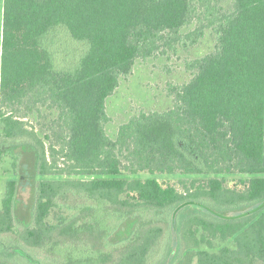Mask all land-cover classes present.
<instances>
[{"label":"trees","instance_id":"1","mask_svg":"<svg viewBox=\"0 0 264 264\" xmlns=\"http://www.w3.org/2000/svg\"><path fill=\"white\" fill-rule=\"evenodd\" d=\"M209 30L175 105L110 138L107 99L136 61ZM0 145L18 175L15 147L36 155L30 223L17 179L0 208V250L19 264H264V0H4ZM142 172L196 177L179 189ZM235 173L241 187L220 177Z\"/></svg>","mask_w":264,"mask_h":264},{"label":"rangeland","instance_id":"2","mask_svg":"<svg viewBox=\"0 0 264 264\" xmlns=\"http://www.w3.org/2000/svg\"><path fill=\"white\" fill-rule=\"evenodd\" d=\"M3 17H4V0H0V84L2 70V38H3ZM191 25L185 30L194 28ZM65 48V52H69L74 45L68 38L62 39L60 45ZM216 46V38L209 30L204 38L189 50L178 48L176 52L161 54L158 57L149 58L146 60L138 59L135 63L133 72L127 77H122L117 90L107 99V112L109 121L105 125L108 136L116 139L121 125L128 122L129 119L141 112L165 111L175 105L174 96L170 95L169 87L171 85L179 86L188 82L193 73L187 69V63L193 59L202 57L214 50ZM36 130L42 135L45 133V126L40 124V118L33 115L28 119ZM43 121V120H42ZM6 147L0 145V208L2 205V197L6 190L8 180L17 179L20 181L18 198L19 211L18 221L22 225L30 223L31 198L32 191L30 185L25 183L21 176L24 175L30 178H39L35 174L34 167L36 166V155L30 148L24 146L15 147V150L22 154V159L19 164L20 175L15 173L12 167L13 158L7 154ZM28 171V173L26 172ZM137 177L142 179L156 178L163 185H174L182 189V181L194 178L196 176L184 174H160L152 175L149 172H142ZM226 184L230 187H241V180L248 176L243 174H225ZM202 178V177H201ZM27 180V179H26ZM64 203H73V199L67 197L62 198ZM22 217V218H21ZM54 220V217H51ZM19 223V224H20ZM133 226L132 221H127L122 225V231L116 233L113 237L114 241L128 235ZM1 240V238H0ZM222 244H231L225 242ZM7 251L0 250V262L7 261L8 264H19ZM45 262L49 263L50 259L45 254H38ZM46 257V258H45ZM18 261H21L19 258ZM60 263V262H59Z\"/></svg>","mask_w":264,"mask_h":264}]
</instances>
